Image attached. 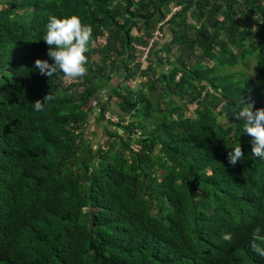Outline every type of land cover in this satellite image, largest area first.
I'll list each match as a JSON object with an SVG mask.
<instances>
[{
	"label": "trees",
	"instance_id": "obj_1",
	"mask_svg": "<svg viewBox=\"0 0 264 264\" xmlns=\"http://www.w3.org/2000/svg\"><path fill=\"white\" fill-rule=\"evenodd\" d=\"M52 15L93 29L70 84L34 66L52 62ZM168 16L142 67L136 47ZM241 100L264 108V0H0V264H264L250 247L264 159L234 118ZM92 115L106 122L95 148Z\"/></svg>",
	"mask_w": 264,
	"mask_h": 264
},
{
	"label": "clouds",
	"instance_id": "obj_2",
	"mask_svg": "<svg viewBox=\"0 0 264 264\" xmlns=\"http://www.w3.org/2000/svg\"><path fill=\"white\" fill-rule=\"evenodd\" d=\"M45 34L42 40L47 44V55L51 63L45 59H35L34 66L42 75L53 76L62 72L73 80L81 79L88 72V57L86 53L94 45L92 39L93 29L85 24L76 15L57 17L52 15L45 25ZM51 94H45L43 100L33 102L36 111H43L45 104L54 100ZM236 120L243 121V131L252 138L251 153L255 157L264 159V108L253 111L252 103L241 100V108L233 113ZM244 158V152L240 144L235 145L227 153L228 163L235 166ZM261 229L254 231V239L250 244L252 250L259 256L264 257V236L260 235ZM222 239L231 243V233H223ZM259 241V242H257Z\"/></svg>",
	"mask_w": 264,
	"mask_h": 264
},
{
	"label": "rangeland",
	"instance_id": "obj_3",
	"mask_svg": "<svg viewBox=\"0 0 264 264\" xmlns=\"http://www.w3.org/2000/svg\"><path fill=\"white\" fill-rule=\"evenodd\" d=\"M165 31H166V34H170L168 32V30H165ZM133 33L136 34L134 30H133ZM165 40H166V38L164 37L162 39V41L164 42ZM106 41H107V38H104V39L101 40V43H105ZM162 69L164 70V72H166L169 68L165 66ZM237 69L245 70L244 67H238ZM73 81L74 80L72 78H67L65 80L66 84H70ZM111 83H112V85L109 86V87H107L108 88L107 90H109V91H110V89H112V87L117 86L118 79L117 78L113 79L111 81ZM131 85L134 88L139 87L140 86V79L138 78V79L134 80L133 82H130V86ZM99 94L100 93H96V95H99ZM96 97H98V96H96ZM99 98L104 99L103 101L106 100L105 98L101 97V94H100ZM106 98H107V96H106ZM110 104L111 105H110V109H109V112H108L109 113V116L112 119H115V120L120 119V117H122L123 115H122V111L118 107L117 100L116 99L113 100ZM96 119H98V118H96V116H94V115H92L91 117H89V123H88V125H87V127H86V129L84 131V137H85V139L89 140L90 142H93L94 148L96 147V145H95L96 143H99V142L100 143H103L104 142V139H103V129L102 128L106 124V122H102V123H99L98 124V122H96ZM131 120L132 119H130L128 121L131 122ZM222 123L226 124V121L224 119H222ZM120 133H122V135H123V132L120 131Z\"/></svg>",
	"mask_w": 264,
	"mask_h": 264
},
{
	"label": "built area",
	"instance_id": "obj_4",
	"mask_svg": "<svg viewBox=\"0 0 264 264\" xmlns=\"http://www.w3.org/2000/svg\"><path fill=\"white\" fill-rule=\"evenodd\" d=\"M178 9H179L178 7H175L172 9V12H176ZM169 16L164 21L158 23L155 26V28L151 31V33L149 35L147 47H145V48L140 47V46L136 47L138 50H140L142 52V55L139 58V61L142 64V66L146 62V57H147V53L149 52V49L151 47H153V45H155L157 42H159L163 39V31H162L163 23L169 18ZM108 119H110L112 122H118V120L112 119L109 115H108Z\"/></svg>",
	"mask_w": 264,
	"mask_h": 264
},
{
	"label": "bare ground",
	"instance_id": "obj_5",
	"mask_svg": "<svg viewBox=\"0 0 264 264\" xmlns=\"http://www.w3.org/2000/svg\"><path fill=\"white\" fill-rule=\"evenodd\" d=\"M134 149H135L136 152H139L140 151V147L137 146V145L134 146Z\"/></svg>",
	"mask_w": 264,
	"mask_h": 264
}]
</instances>
